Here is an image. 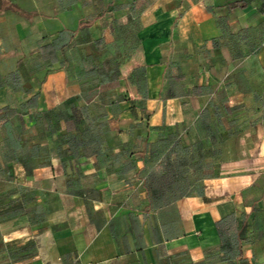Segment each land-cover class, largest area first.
Masks as SVG:
<instances>
[{
	"label": "crops",
	"instance_id": "0c3cea01",
	"mask_svg": "<svg viewBox=\"0 0 264 264\" xmlns=\"http://www.w3.org/2000/svg\"><path fill=\"white\" fill-rule=\"evenodd\" d=\"M0 67L35 102L0 139V264H264V0H0ZM213 108L211 174L154 202L151 148Z\"/></svg>",
	"mask_w": 264,
	"mask_h": 264
},
{
	"label": "rangeland",
	"instance_id": "374dc122",
	"mask_svg": "<svg viewBox=\"0 0 264 264\" xmlns=\"http://www.w3.org/2000/svg\"><path fill=\"white\" fill-rule=\"evenodd\" d=\"M22 73V68L0 67V75H5L15 80L10 85L14 86L17 91L23 90V84L18 80V76ZM4 85L8 84L0 81V88ZM33 104H35L34 101L26 107L22 103L20 109H15L17 104L14 105L15 107H8V105L0 101V139L4 136L10 142L12 141L13 145H17L13 136L12 138L11 136L7 138V135L9 136L10 134L8 127L13 123L22 125L23 117L21 114L27 108H31ZM33 107L32 110H34ZM213 111L216 114H206L194 118L192 128L181 133V137H178V135L172 138L169 137V144L162 148V154L159 158H156L157 147L151 148L149 155L152 162L147 175L146 185L154 202L163 204L183 197L191 191L200 188L203 178L211 174L218 154V148L215 143L232 133L229 128L231 123L227 120L230 117L227 115L222 116L220 109L213 108ZM240 118L243 119L242 115ZM89 119L90 116L83 113L77 116L76 122L79 121L80 133L75 135L76 137L71 132L72 122L64 123L63 127L60 126V130H62L61 137L64 136L63 140L69 144L74 143L75 150L80 148V145L89 142L87 136L88 126H90ZM45 123L54 130L57 125L59 126V122L56 121L50 124L45 120ZM16 134H18L17 131ZM6 139H4V142L0 141V151L10 148L11 144ZM228 231L231 238L233 229L230 225H228Z\"/></svg>",
	"mask_w": 264,
	"mask_h": 264
}]
</instances>
